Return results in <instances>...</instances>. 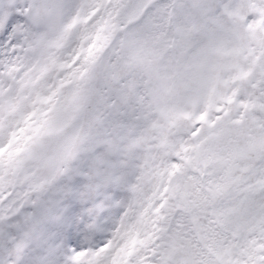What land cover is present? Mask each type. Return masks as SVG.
Returning a JSON list of instances; mask_svg holds the SVG:
<instances>
[{
	"label": "snow or ice",
	"instance_id": "obj_1",
	"mask_svg": "<svg viewBox=\"0 0 264 264\" xmlns=\"http://www.w3.org/2000/svg\"><path fill=\"white\" fill-rule=\"evenodd\" d=\"M0 264H264V0H0Z\"/></svg>",
	"mask_w": 264,
	"mask_h": 264
}]
</instances>
